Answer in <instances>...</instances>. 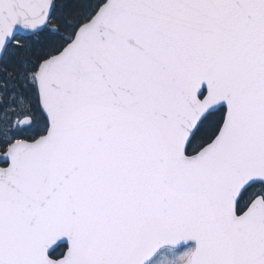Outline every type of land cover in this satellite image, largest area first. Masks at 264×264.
Returning <instances> with one entry per match:
<instances>
[{"label":"snow or ice","instance_id":"snow-or-ice-1","mask_svg":"<svg viewBox=\"0 0 264 264\" xmlns=\"http://www.w3.org/2000/svg\"><path fill=\"white\" fill-rule=\"evenodd\" d=\"M0 264H264V0H0Z\"/></svg>","mask_w":264,"mask_h":264}]
</instances>
